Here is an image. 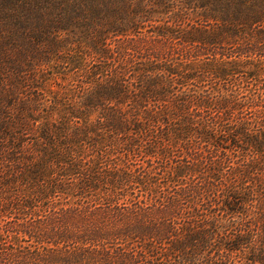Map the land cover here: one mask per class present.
<instances>
[{
    "label": "trees",
    "instance_id": "16d2710c",
    "mask_svg": "<svg viewBox=\"0 0 264 264\" xmlns=\"http://www.w3.org/2000/svg\"><path fill=\"white\" fill-rule=\"evenodd\" d=\"M0 264H264V0H0Z\"/></svg>",
    "mask_w": 264,
    "mask_h": 264
},
{
    "label": "rangeland",
    "instance_id": "374dc122",
    "mask_svg": "<svg viewBox=\"0 0 264 264\" xmlns=\"http://www.w3.org/2000/svg\"><path fill=\"white\" fill-rule=\"evenodd\" d=\"M62 35H63V34L61 33V36H62ZM59 80H60V79H59ZM60 81H61V80H60ZM27 87H28V86L25 87L26 90H28ZM53 87L56 88V89H59V87H58L57 85H55V84H53ZM208 91H211L210 88H208ZM240 91H243V89H240ZM243 92H244V91H243ZM245 93H247V91H245ZM220 150H222V149L219 148L218 151H220ZM217 154H219V153H217ZM118 245H120L121 247H123V243H122V242H121L120 244H118Z\"/></svg>",
    "mask_w": 264,
    "mask_h": 264
}]
</instances>
